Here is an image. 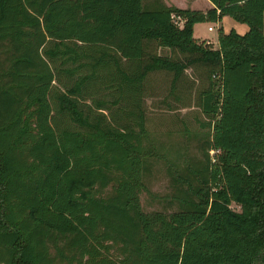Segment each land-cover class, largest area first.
I'll use <instances>...</instances> for the list:
<instances>
[{"label": "trees", "instance_id": "trees-1", "mask_svg": "<svg viewBox=\"0 0 264 264\" xmlns=\"http://www.w3.org/2000/svg\"><path fill=\"white\" fill-rule=\"evenodd\" d=\"M207 2L0 0V264H264V0ZM226 15L247 31L194 36ZM188 69L211 132L147 212L148 77Z\"/></svg>", "mask_w": 264, "mask_h": 264}, {"label": "rangeland", "instance_id": "rangeland-1", "mask_svg": "<svg viewBox=\"0 0 264 264\" xmlns=\"http://www.w3.org/2000/svg\"><path fill=\"white\" fill-rule=\"evenodd\" d=\"M158 0H142V8L150 10ZM166 3V0H159ZM181 8L205 10L208 4L205 0H172ZM169 4H173L167 0ZM167 4V3H166ZM174 5V4H173ZM211 27V30H208ZM195 36L209 42L213 48L217 47V36L221 29L224 33L234 30L244 34L246 24L234 20L231 16H223L217 22L204 21L193 26ZM158 53L168 55V49H159ZM197 72L187 70L177 88V93L170 94L171 74L158 71L148 77L149 90L152 97L145 98L146 126L153 140V145L160 157L149 159V172L144 179L145 189L140 194L143 210H170L167 200L171 193V184L167 173L166 161H176L181 164L185 157H201V140L206 132L211 130L206 126L209 118L197 106L198 95L208 86V80L201 70ZM178 98V101H176ZM202 135V136H201ZM213 155L212 153H210ZM174 206V205H172ZM231 208L239 211L240 207L232 203ZM175 207H173L174 209Z\"/></svg>", "mask_w": 264, "mask_h": 264}, {"label": "crops", "instance_id": "crops-1", "mask_svg": "<svg viewBox=\"0 0 264 264\" xmlns=\"http://www.w3.org/2000/svg\"><path fill=\"white\" fill-rule=\"evenodd\" d=\"M172 3H173V1L172 0H170ZM206 2H207V0H205ZM166 3L169 5V3L167 2V0H166ZM174 5H176L175 3H173ZM207 4H208V6H209V3L207 2ZM177 6V5H176ZM179 7V6H178ZM194 36H195V33H194ZM196 37V36H195ZM166 49V48H165ZM161 50V49H160Z\"/></svg>", "mask_w": 264, "mask_h": 264}, {"label": "built area", "instance_id": "built-area-1", "mask_svg": "<svg viewBox=\"0 0 264 264\" xmlns=\"http://www.w3.org/2000/svg\"><path fill=\"white\" fill-rule=\"evenodd\" d=\"M178 20H179V18H178ZM180 23H181V22H180ZM208 30H211V27H208ZM214 152H215L214 150H211V151H210V153H212V154H214Z\"/></svg>", "mask_w": 264, "mask_h": 264}]
</instances>
